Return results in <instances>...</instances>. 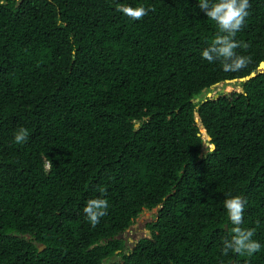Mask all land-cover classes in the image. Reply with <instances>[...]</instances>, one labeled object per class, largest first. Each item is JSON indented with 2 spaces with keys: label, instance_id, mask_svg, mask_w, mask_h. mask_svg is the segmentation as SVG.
Returning a JSON list of instances; mask_svg holds the SVG:
<instances>
[{
  "label": "trees",
  "instance_id": "1",
  "mask_svg": "<svg viewBox=\"0 0 264 264\" xmlns=\"http://www.w3.org/2000/svg\"><path fill=\"white\" fill-rule=\"evenodd\" d=\"M250 5V62L226 73L202 58L218 27L198 0H0V264H264V71L204 92L264 62V0ZM229 193L247 200L251 256L222 254ZM92 198L109 202L96 227Z\"/></svg>",
  "mask_w": 264,
  "mask_h": 264
},
{
  "label": "clouds",
  "instance_id": "2",
  "mask_svg": "<svg viewBox=\"0 0 264 264\" xmlns=\"http://www.w3.org/2000/svg\"><path fill=\"white\" fill-rule=\"evenodd\" d=\"M198 7L205 12L208 19L214 21L218 31L211 44L202 51V58L212 64L220 62L222 70L238 72L245 68L250 62V57L240 55L237 49H248L250 45L236 39L237 33L244 27L248 9L251 7L250 0H198ZM117 11L123 13L132 20H141L154 8L144 6L133 7L131 5L117 4ZM30 136L29 130L19 127L14 133V142L24 144ZM46 169L51 171L53 166L47 157ZM102 190V195H103ZM247 200L241 196H232L224 200V208L228 218L233 225L229 230V236L222 240V254L227 256L229 252L239 255L251 256L260 252L262 245L253 239L256 229L244 228V210ZM109 202L104 198H92L86 202L83 209L86 220L92 227L100 223V219L107 214ZM259 226V221L256 222Z\"/></svg>",
  "mask_w": 264,
  "mask_h": 264
},
{
  "label": "rangeland",
  "instance_id": "3",
  "mask_svg": "<svg viewBox=\"0 0 264 264\" xmlns=\"http://www.w3.org/2000/svg\"><path fill=\"white\" fill-rule=\"evenodd\" d=\"M239 81L234 83H222L214 86L211 90L206 91V95L211 97H216L223 88L226 89L225 94H230L233 90L240 89L241 87L238 84ZM207 138V137H206ZM157 209L153 211L145 210L137 220H135L132 227L123 235V238L127 240L128 248H132L138 240L148 236L147 224L154 220ZM110 264V263H109Z\"/></svg>",
  "mask_w": 264,
  "mask_h": 264
},
{
  "label": "water",
  "instance_id": "4",
  "mask_svg": "<svg viewBox=\"0 0 264 264\" xmlns=\"http://www.w3.org/2000/svg\"><path fill=\"white\" fill-rule=\"evenodd\" d=\"M263 71H264V62L261 63V65H260L258 71H257V72H253L250 76H247V77H244V78H241V79L227 80L226 83H234V82H237V81H239V82H247V81H249L250 79L256 77V76L258 75V73L263 72ZM217 85H219V84H217ZM206 91H207V89H204V92H206ZM225 92H226V89L223 88V89L221 90V93H222V94H225ZM209 97H211V96L209 95ZM219 97H220V94L216 95V98H219ZM195 101H200V99H196ZM197 121L200 122V117H199V116L197 117ZM137 127H139V124L137 125ZM202 132L207 134V130H206L205 128L202 129ZM206 137H207V138H206L207 140H209V141L211 140V137H210V136H206ZM214 149H215V146L212 145V150H214ZM201 156H203V155H201ZM148 234L150 235L151 232L148 231ZM144 238H147V236H145ZM44 249H46V246H45V245H42V246L40 247V250H39V251L41 252V251H43Z\"/></svg>",
  "mask_w": 264,
  "mask_h": 264
},
{
  "label": "flooded vegetation",
  "instance_id": "5",
  "mask_svg": "<svg viewBox=\"0 0 264 264\" xmlns=\"http://www.w3.org/2000/svg\"><path fill=\"white\" fill-rule=\"evenodd\" d=\"M123 236V235H122Z\"/></svg>",
  "mask_w": 264,
  "mask_h": 264
}]
</instances>
